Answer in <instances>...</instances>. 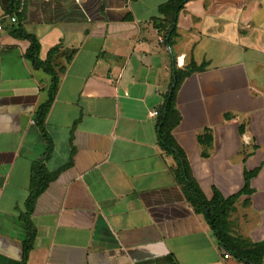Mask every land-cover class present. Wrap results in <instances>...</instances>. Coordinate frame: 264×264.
Segmentation results:
<instances>
[{"label": "crops", "instance_id": "1", "mask_svg": "<svg viewBox=\"0 0 264 264\" xmlns=\"http://www.w3.org/2000/svg\"><path fill=\"white\" fill-rule=\"evenodd\" d=\"M13 1L0 0V264H23L28 231L24 264H252L235 255L264 245V0L186 1L173 32L169 0ZM22 32L58 73L48 143L35 115L51 76ZM190 67L171 137L207 201L240 194L225 246L153 116Z\"/></svg>", "mask_w": 264, "mask_h": 264}, {"label": "trees", "instance_id": "2", "mask_svg": "<svg viewBox=\"0 0 264 264\" xmlns=\"http://www.w3.org/2000/svg\"><path fill=\"white\" fill-rule=\"evenodd\" d=\"M9 1V8L11 11L15 12L17 11V6H15V3L13 0ZM189 0H169V2L161 7V11H164L166 9H173V18L168 23L170 31L173 32L174 26H175V17L177 13L181 10L182 5ZM18 16V14H17ZM21 31V30H19ZM27 41L30 43L29 51L26 54V59L31 62L33 67L35 69H42L45 73L49 74L51 76V86H50V92L47 102L42 105L36 112L35 115V122L36 125L39 127L41 131V135L45 142H49L47 135L44 131V123L46 115L49 111V108L53 102L54 94L57 87V81H58V73L54 72L49 65V62L42 63L37 59V52H38V44L36 40L32 37L24 35V33H21ZM170 34V33H169ZM172 34V33H171ZM170 34V35H171ZM168 35V32H167ZM164 42V41H163ZM55 51H51L48 58H50V55L54 54ZM199 70L194 67L187 68L186 70H177L174 73L173 76V85L170 89V93L167 96V99L165 101L163 110L158 112L159 117V132H158V140L161 144L162 148L167 152L174 155L175 158L179 159L181 158L182 164L178 169V176L180 178L179 183L183 186V191L185 193L186 199L189 202V204L194 209L195 213H202L205 214L209 225L212 229L216 232L217 238L219 239L221 244H226V242L230 239L225 233V231L220 228L221 223L226 216V213L230 210L231 205L239 198L240 194L228 199H223L220 195L215 193L213 196V199L211 201H207L201 191L194 185V183L191 182L188 176L187 168L184 163V160L182 159V154L180 151L175 147V144L171 137V130L175 124H177L179 117L176 115L175 109H174V97L175 92L179 84L182 82L184 78H186L190 73ZM38 175V172L36 171V176ZM251 174L246 175V186L245 189L241 192V194L249 193L247 189V183L249 179L251 178ZM33 175V180L34 179ZM46 184L43 185L40 189V191L45 190ZM37 193H33V195L30 197L28 204L33 202L34 198L36 197ZM30 231H28L27 238L22 243V262L23 264L27 260L28 253L31 249V236ZM225 246V245H224ZM264 253V245L256 247L253 251L245 254V255H235L237 258L241 260H246L254 264L257 260H260L261 256Z\"/></svg>", "mask_w": 264, "mask_h": 264}, {"label": "built area", "instance_id": "3", "mask_svg": "<svg viewBox=\"0 0 264 264\" xmlns=\"http://www.w3.org/2000/svg\"><path fill=\"white\" fill-rule=\"evenodd\" d=\"M8 21L13 25V24H16L17 23V19H16V17L15 16H13V17H10L9 19H8ZM3 31V24H2V22H0V33ZM160 43H163V39L161 38L160 40ZM158 115V113L156 112V111H154L153 112V116H157Z\"/></svg>", "mask_w": 264, "mask_h": 264}]
</instances>
